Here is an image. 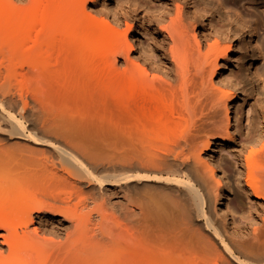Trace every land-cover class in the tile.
Listing matches in <instances>:
<instances>
[{
    "label": "bare ground",
    "instance_id": "6f19581e",
    "mask_svg": "<svg viewBox=\"0 0 264 264\" xmlns=\"http://www.w3.org/2000/svg\"><path fill=\"white\" fill-rule=\"evenodd\" d=\"M112 1L0 0V136H3L0 139V264H264V86L259 82L260 74L256 78L251 71L248 72L255 69L263 54L259 49H254V44L258 31H264V0H227V4L240 8L244 16L253 20V25L249 23L250 20L244 21L238 15L224 13L211 0H183L189 15H184L181 7L176 6L175 15L169 19L167 26L159 27L163 40L170 43L169 49L164 47L168 50L167 53L163 50L164 43L154 45L148 41L144 47L140 46V54L144 56L145 62L150 63L163 53L162 58H167L166 60L169 59V62L173 63L171 67L175 71L171 67L170 71L174 74L176 72L181 80L180 95H177V100L180 98L181 102L179 101L180 106L177 107L190 114L196 110L199 114H204L209 110L210 104L215 103L222 110L218 122L222 130L217 137L221 142L214 143L216 139L210 137L198 148H192L196 141L190 142L191 145L189 143L188 147L191 146L192 152H189L188 156L191 154L194 161V167L191 165L193 169L188 174L189 181L186 179L188 182H181L177 180L179 178H173L174 176L163 179L181 189L194 207L196 220L202 221L203 225H200L201 228H197V231H192L193 235L191 233L188 238L160 242L158 245L162 247V259H158L157 254L149 253L150 251L144 255L143 250L138 251L137 247V251L126 250L124 247L122 250V240H118L106 224L107 216L102 215L101 210L97 211L100 209L98 206L99 209L95 208L96 206L91 208L89 201L82 200L84 185L86 187L87 184H94L103 188L127 181L129 178V183L132 178H141L139 174L129 176L136 170V165H133V170L127 168L130 174L127 170L128 175L123 174L126 175L125 178L123 175L121 179L99 177L88 169L91 163L86 165L87 155L84 153H90L91 149L82 148V151H85H81V155L79 145L77 148L73 145L77 135H73L72 131L77 127L75 125L81 123L78 112L72 114L78 117H69L71 114L67 116L68 110H65L66 113H63L64 110L57 114L53 112L52 120L46 119V125L38 132L37 125H33L36 128L32 130L37 132L34 134L32 130L30 131L33 133L28 131L29 128L11 111L19 108L24 110L29 103L36 101L34 97L37 99L48 90L46 88H55L56 85L63 89L64 93L67 91L69 94L70 90L80 101L91 98L93 102H96V99L106 108L112 105L123 108L128 114L135 115L133 117L140 128L142 126L143 131L149 128L153 131L152 135H163V140L168 141L179 123L177 120L178 123L175 122L173 126L175 98H168V101L164 91H157L152 83L155 79L149 80L146 74L137 78L133 74V70L138 66L130 58L135 50L134 39L117 29L122 23L121 18L128 19L130 6L125 10L122 9L123 0H116L113 6ZM129 1L130 4L134 3V8L130 7L134 12V9H137L135 6L143 7L142 23L148 22L149 13L156 12L158 15V12H161L140 6L137 0ZM254 4H257L256 10ZM168 6L169 4L164 5V10H167ZM167 14L170 17L171 12L162 11L161 15L157 16V21H164L163 18L165 15L167 17ZM154 18L156 19V15ZM198 21H201L202 27L207 25L212 29V34L207 29L208 35L213 37L211 41L214 39L212 43L211 35H206L204 30L201 36L205 46H202L196 36L193 38L195 45L190 41V30H193L195 35ZM118 59L122 60V68L117 66ZM189 60L194 64L192 68L198 82L192 83L195 78L188 76L190 71L187 67L189 65L186 64ZM242 60L249 65L245 70L249 73L247 77L252 76L251 85L258 91V95L253 93L251 97L257 109L258 120L251 127H247L244 139L237 142V126L234 125L233 119L235 94L230 89L215 87L214 78L220 64L225 70L226 65L235 63L239 71H242ZM207 71L210 74L208 80L204 78ZM231 82V87L241 89L244 95H247L241 74L236 73ZM171 88L172 86H169L164 89L172 91ZM53 92L55 94L56 91ZM58 94L60 96V93ZM170 94L172 95L171 92ZM76 96L73 97L75 100ZM63 97L62 99H67L68 95ZM243 100L246 102L247 99ZM75 103L72 105L76 107ZM80 111H83L82 107ZM98 114L94 116L98 117ZM45 116L38 115L44 121ZM84 116L86 117L85 114ZM82 123L85 125L86 122ZM138 124L135 125L136 129H139ZM80 125L75 129L76 132ZM92 125L94 123H90V127ZM82 139H86V135ZM96 139L98 140L99 136L94 140ZM78 140L80 138H77ZM214 145L220 146L219 153H227L232 161L230 164L223 159L221 163L224 168L221 170L215 166L216 159L211 153ZM38 147H44L46 150ZM89 157L91 161L95 159L94 163L99 158H92L90 155ZM99 160L101 163L100 158ZM101 165L98 163L97 167ZM146 168L143 170H149ZM224 169L231 173L232 179L225 175ZM159 180L162 179H158V182ZM232 180L247 200L248 211L239 218L235 217L236 212L230 211L226 202ZM236 202L242 204L243 200L236 199ZM229 213L235 214L230 217ZM35 216L38 220L47 216L51 221L61 218L57 222L58 225H69L67 230V227H63L66 231L65 237L59 235V229L62 227H51L52 224L49 226L39 222V228L33 226L34 228L30 229ZM242 220L247 221L244 223ZM38 230H42L40 234L45 230L43 237ZM48 234H52V237L49 235L48 238ZM131 246L133 248L135 244Z\"/></svg>",
    "mask_w": 264,
    "mask_h": 264
},
{
    "label": "rangeland",
    "instance_id": "374dc122",
    "mask_svg": "<svg viewBox=\"0 0 264 264\" xmlns=\"http://www.w3.org/2000/svg\"><path fill=\"white\" fill-rule=\"evenodd\" d=\"M115 1L116 0L112 1V6L114 5ZM211 1L216 6L220 7L224 13H227V14H230L233 16L238 15L244 21L249 22V20H250L249 23L251 25L254 24L253 20H251L250 18H248L247 16H244V14H242V10H239L240 8L233 7L232 5L227 4V0H211ZM137 3L140 6L141 5L147 6L152 11L158 10L161 12L163 11V13L171 12L170 17H168V14H167V17H165L166 16L165 15L163 18L164 21L162 20L161 23H159L157 21V16L161 15V12H158V13H160L158 15L156 12H154V13L151 12L148 14V22L145 24V23H142V21H141L142 20L141 18L143 16V13H142L143 7L138 8V6H135V8H137V9H134L136 11V12H134L133 9H131L132 7L134 8V6H133L134 3L130 4L129 0H123L122 9L124 8L125 10H128L129 6L131 8L129 7V10H128V11H130L129 15H128V19L126 18V20H125V19L121 18L122 23L117 28L120 31V33L127 34L131 38L134 39L135 50L131 53L130 58L138 64L137 67L135 66L136 70H133V74L136 75L135 77L140 78L139 76L143 77V75L146 74L147 77L149 78V80H150V78L151 79L153 78L152 81L155 79V81L152 82L155 89L157 91L159 90L160 92L164 91L163 94H165V96H166L165 98H167L168 101H170V99L172 100L175 98L174 101L176 102V105H175V111L176 112H174L175 121H173L174 122L173 126H174L175 122L176 123L179 122V123L177 124L178 126L175 125L176 126V128H174L175 131H173L172 135H170V138H168V141L166 139H165V141L163 140L164 139L163 135H161L160 137H157L156 134L152 135L153 131H150L149 128L144 129V131H147V132L149 131L148 133L144 132L142 126L140 128V125L137 123L136 118H134L135 115L128 114L123 108H120L116 105L115 106L110 105L111 107L106 108L101 103L97 102L96 99H94L96 102H93V100L91 98H87V100L81 98V100L83 99L85 101L84 102L80 101V99L78 100V97L76 95L72 94V92L70 90H68L69 94H67V91H65V93H64V90L61 89L59 86L57 87L56 85H55V88L54 87H51V89L46 88L48 90L50 89L49 91L46 90L44 87L43 91L46 90L45 93L43 92V94H40V97H38L37 99H36V97H34L36 101H34V103H29L25 107L24 110L19 108V109L11 110V111L12 112L14 111L13 112V113H15L14 115L21 122H23V125L25 127L29 128V129L26 128L28 131L32 130V128H36L35 126H33L34 124L37 125L38 128H37V130L35 129L37 132L40 128H42L43 126L46 125V122H47L46 119L48 121L52 120L51 115L53 114V112H55L57 114V112L61 113L64 110L63 113H66L67 111L65 112V110H68L69 112L66 114H68L67 116H69L71 114L69 117L74 116L76 114V113L74 114V112H78V115L83 114V116L85 114L86 117L79 115L80 118H78V119H79V121H81V123L77 120V118H75L76 121L81 124V125L79 124L81 127L78 128L79 133L76 132L77 130H75L79 126L78 124L75 125L77 127H75L74 130L72 131L73 135H77V137L74 138L76 140V142L73 145L75 148H77V146L79 145L78 149L80 148L81 155L85 151L84 149L82 151V148L86 147L87 150H89V148L91 149V150H89L90 153H88V154L90 156H92V158L94 156H96V158H97V156H98L101 159V163H100L99 158H97L98 159V160H96L97 164L98 163H99V165L102 164L101 166L97 167L96 161L94 163L95 159L93 161H91L92 159H90L89 155L87 154V151H85L84 155L85 156L87 155L88 158L86 157L87 162L86 161H84V162H86V165L92 164L91 166L94 168H92L91 166L90 167L87 166L88 169L92 170L91 171L92 173H95L99 177L105 176L107 178L110 177V178L121 179L123 176L125 178L126 175L130 174L128 169L131 168V170H133V168L135 167L133 165H136L138 169L140 166L139 170H137V168H136L137 171L135 169H134V172L130 170L131 173L132 172L133 173L130 174L129 176L139 174V176H141V178H138L139 180L136 178H132L131 179L132 182H130V183L128 182V181H130V178H129V180H127V181L124 180L123 182H119L118 183L119 186L117 183H115L117 185L112 184V186L107 185V186H104L103 188H100V187L98 188V187H96L97 185L95 186L94 184H87L86 183L88 185V186L86 185V187L83 184L84 186H82V190L84 192L82 195V200L87 201V202L89 201L88 203L91 204V208L93 206L94 207L96 206L95 208H97V209L100 208L97 211L100 212V210H101L102 215L107 216L106 224L110 227V230L113 233V235L115 237H117L118 240H120V241L122 240L121 241L123 244L122 248H121L122 250H124V248H127L126 250L132 249V251H133V249L135 251H137L139 249L138 251L143 250L144 255L148 254V252L150 251L149 253H151V252L156 253L158 256V259H162L163 258V252H161L162 247H160L158 245L160 242L165 241V240H173V239L179 240V239L188 238L189 236H191L192 231L193 232L197 231L198 230L197 228H199L200 225H201V227L203 225V224H201V223H203L202 221L196 220L197 217H196L194 207H193L192 203L188 200L186 195L180 191L181 189L179 187H177L176 185H174L173 183L168 184V182L163 180V179L170 178V177L172 178L174 176L173 178H176V179L179 178L177 180H180V181L183 180L185 182L189 181L188 180V174L192 171L191 169H193V167H194L193 166L194 161L191 158V154H190V156H188V153L192 152L191 146L188 147L189 143L192 141H193L192 143H194L196 141L194 143V145L192 143H190V145L192 144V146H193L192 148H195L196 146L198 148V147L203 145V143L205 142V139L208 140V139H210V137H214L216 139V141H214V143L215 142L220 143L221 141H219V138H217V137H218V134L220 133L219 131L222 130L221 127H219V123H218L219 119L221 117L222 110L215 103H212V104H210L209 110L206 111V113H204V114L200 113L199 114V111L196 110L195 113H192V114H195V116H194L188 112L183 111L181 109V107H177V106H180V102H181L180 98H179V100H177L179 95H180L179 94V92H180L179 91L180 90L179 85H180L181 80L178 77V75L176 74V72H175V74L173 72V71H175L173 69V67H171V66H173V63L169 62L170 61L169 59L166 60L167 58L163 59L162 58L163 53H161L162 55L159 54L155 58V60L153 59L150 61L151 64L153 62V64L151 65L149 62H145L144 56H142L140 54V50H139L140 46L144 47L145 45L148 44V41L154 45H160L161 43L162 44L164 43L163 44V50H165L166 48L169 49L170 43H169V41L165 42V40H163V36H162L161 32L159 33V29L161 27H166L167 24L169 23V19L171 17H174L175 11H176L175 10L176 6L181 7L182 13H184V15H189V12L187 10L188 7H186L184 5L183 0H137ZM167 4H169L168 9H167L169 11H167L166 9L164 10V8H163V6L167 5ZM256 5L257 4H254L255 10L257 9ZM131 12L134 14H132ZM141 13H142V15H141ZM155 15H156V19L154 18ZM129 17H131V19L132 18L133 19L131 20ZM135 18H136V20L138 19L139 21L137 20V22H136ZM139 22H141V23H139ZM138 24L139 25L141 24L140 27ZM199 24H200V26H199ZM207 29H208V32L210 30V33L212 34L213 31H212V29H209V26L205 25V27H202L201 21H198V23L195 26V30H196L195 35L193 33V30H190L189 36L191 37V40H190V37H189V40L195 45V40L193 38H194V36H196L201 41L202 46L203 45L205 46V44L203 43L201 32H202V30H204L207 33ZM211 34H209V35H211ZM206 35H208V33ZM212 38L213 37L211 35V38H210L211 43L214 41V39H213V41H211ZM254 46H255L254 49L255 48L257 50L259 49L258 51H261V53H263V54H262L260 61L256 64L255 69L254 70H248V72L251 71L256 76V78H258V75L260 74L261 77L259 79V82H260L261 86H264V31H258L257 36H256V42H255ZM164 47H165V49H164ZM254 49L252 48L251 54H253ZM167 51H166V53H167ZM190 61L191 60H189V62L187 61L188 64H186V65H189V66H187V67H189L188 71H190L188 73L189 74L188 76L190 78L192 76L195 78V76H194L195 71L193 69L194 64L192 61L191 62ZM232 61H233V59H232ZM171 63H172V65H171ZM191 63L193 65H190ZM241 64H243V70L244 71L243 70L239 71V69L235 63H234V65H233V63L226 65L227 68L225 70H223V68H221L222 64H220V69L217 71V75L214 78L215 87L224 88L223 90H225V89L229 90L230 89L235 94V100H234L235 101V103H234L235 113H234L233 119H234V125L237 126V128L234 127L236 130L235 140L237 142H239L241 139H244V136L247 134V127H249V126L251 127L258 120L257 109L254 106V100L251 99V97H253L252 96L253 93L258 95V91L254 86L251 85L250 80H251L252 76L247 77V75L249 73L246 72L245 70L247 68H249V65L246 63L245 60H242ZM121 65H123L122 60L118 59V62H117L118 68H122ZM170 67L173 69V71L172 70L170 71V69H171ZM144 70H145V72H144ZM191 71H193V73ZM236 73H239V75L241 74L243 81L245 83V88H244L245 91L244 92H246L247 95H244L243 90H241V89L237 90V88L231 87V83H232L231 78H233L236 75ZM209 75H210L209 71L205 72L204 78L208 80ZM232 75H234V76L232 77ZM197 79H198L197 77L195 79H193L192 83L198 82V81H196ZM175 80L177 81V83ZM178 80H179V82H178ZM169 83H171L175 86L173 87V85H171ZM164 85L166 87H164ZM168 85L172 86V88H173V89L171 88L172 91H167L166 89H164V88H168L169 87ZM159 87H161V88H159ZM59 89L63 90V91L60 92ZM263 89H264V87H263ZM53 90H55L57 93L55 92V94H54ZM170 92L172 93L173 96L170 94ZM58 93H60V96ZM64 94L68 95V98L66 97L67 99L64 98L65 97ZM57 95L59 96V98ZM177 95H178V97H177ZM75 96L77 97L76 98L77 100H75V98H73ZM62 97L64 99H62ZM171 97H174V98H171ZM168 98H170V99H168ZM244 98L247 99L246 102H244V100H243ZM67 100H69V102L71 104L69 102H67ZM88 100H91V102ZM72 101H74V102H72ZM75 101H77L78 103H75ZM74 103L76 104V107H75V105H72ZM78 104H81L83 106H81V105L78 106ZM97 104H98V106H97ZM70 105L72 107L74 106L76 109L74 107L72 108ZM100 105H101V108H100ZM69 107L72 108L71 113H70ZM81 107H82L83 111H80ZM89 107H91V108H89ZM102 107H104L105 109L104 108L102 109ZM79 108H80V110H79ZM86 108H87V110H86ZM99 110H101V111H99ZM96 111H98L100 115ZM43 114H45L47 117H50V118H46V116ZM49 114H50V116H49ZM72 114H74V115H72ZM96 114H98V117H95ZM38 115H41L42 117L45 116V121L42 118L38 117ZM78 115H76L74 117H78ZM87 115H88V117H87ZM53 116H54V114H53ZM89 116H92L94 118V120H96V119L98 120V118H100V117H102L104 119H102V120L99 119L98 120L99 124H98L97 120L95 122L94 120H92L93 118L92 117L90 118ZM85 118H87V119H85ZM179 119H181L182 121L181 120L179 121ZM42 120H43V124L41 123ZM87 120H90L91 122L90 121L88 122ZM177 120H178V122H177ZM82 121L84 123L85 122L86 123L88 122V123L87 124L85 123V125H84L82 123ZM101 121H103V122L105 121V122L100 123ZM90 123H92V124L94 123V125H92L90 127ZM136 123L138 124L139 129L135 128V125H137ZM0 124H1V122H0ZM40 124H42V125H40ZM100 124H101V127H100ZM1 125H0V127H1ZM84 127L89 128V129H84ZM91 129H93V130H91ZM32 131L34 132V134H37V132H35L34 129ZM83 131H84V133H83ZM92 131H94L93 132L94 134H92ZM96 131H98V132H96ZM141 131H142V133H140ZM33 132H31V133H33ZM95 132L99 133V134H96ZM143 132L145 133V135ZM88 133H89V135H88ZM149 133L151 136L149 135ZM84 134L86 135V139H82L83 136L85 137ZM94 135L96 137L99 136V139L94 140L96 138V137H94ZM242 135H243V138H242ZM90 136H91V139H89ZM152 136H154V137H152ZM2 137L0 136V139H2ZM92 137H94V138L92 139ZM77 138L78 139L80 138V140H85V142L84 141L81 142L80 140H78L79 141L78 142ZM152 138L154 140L156 138L157 139L154 141ZM87 139H89V141L91 140L90 144H88L89 141ZM217 139H218V141H217ZM83 144L84 145L86 144V145L84 146ZM195 144H198L199 146L195 145ZM81 145H83V146H81ZM225 147H226V143H224V148ZM38 148L41 149L42 147L41 148L38 147ZM43 149L46 150V148H44V147H43ZM43 149H41V150H43ZM189 149H191V150H189ZM219 149H220V146L214 145L212 147L211 153H212L214 159H216V165L215 166L221 170V168H224L222 163H221V161L223 159L228 161L230 164L232 163V161H231V159L227 153H225V152L219 153ZM91 153H95L96 155H94V154L91 155ZM84 155H83V157H85ZM209 155H211V154L209 153ZM163 159L165 160V162ZM154 160L155 161L157 160L156 161L157 163ZM209 161H211V160L209 159ZM88 162L91 164H89ZM158 162L159 163L163 162V163L160 165ZM93 164H94V166H93ZM184 166H186L187 168L185 167V169H184ZM141 167H142V169H141ZM146 167H148L149 170L144 171L143 168H146ZM150 169H157V171H151ZM158 169L160 171L159 173H158ZM127 170H128V172H127ZM224 172H225L226 176H228L230 179H232V175L229 171L224 169ZM125 173H126V175H123ZM144 173H145V175H148L147 177L150 176L152 179L150 177H149L150 179L147 178L144 175ZM0 174H1V171H0ZM159 174H160V177H159ZM152 175L156 176L157 178L152 176ZM163 177H165V178H163ZM142 178H143V180H140ZM153 179H155V180H153ZM158 179H162V180L161 181L159 180L160 182H158ZM125 183H127V184H125ZM100 189H101V191H100ZM229 189H230V194L228 195V197L226 199L227 206L231 212H236L235 217L239 218V216L241 214L247 213V211H248L247 200L245 198L244 193L237 188L234 180H232ZM84 193H86V194H84ZM85 195H87V196H85ZM84 197H87V198H84ZM238 197H240V198H238ZM236 199H239V200L242 199L243 200L242 204H238L236 202ZM95 214L96 213L94 212V215ZM232 214H235V213H232ZM232 214L229 213V216L231 217ZM60 219L61 218L58 217V218H56V220L51 221L52 219H50V217L47 216L45 219L38 220V218L35 216L34 222L30 225V227H31L30 229H33L34 228L33 226H35L36 228H39V226H40L39 222L41 224L43 222V225H44V223L46 225L48 224L49 226L52 224L53 226H51V227L59 226L61 228L62 226L57 224L58 220L60 221ZM242 221L244 223H246L247 220L246 221L242 220ZM228 225H229V227H231L229 222H228ZM64 226H63L64 228L67 227L66 230L69 227L68 223H67V225L65 224ZM63 227L61 229H59L60 230L59 235H61L62 238L65 237V233H66V231L63 229ZM38 231L40 234L41 233L40 231H42V230H38ZM44 231L45 230H43V233H42L43 235H44ZM61 233H63V234H61ZM42 234H40V236L43 237ZM45 234L47 235V233H45ZM49 235L50 234H48V236H47L48 238H49ZM51 235H50V237H52ZM192 235H193V233H192ZM61 236H60V239H62ZM131 244L132 245L135 244V246H133V248H132ZM130 246H131V248H130ZM136 247H137V250H136Z\"/></svg>",
    "mask_w": 264,
    "mask_h": 264
}]
</instances>
